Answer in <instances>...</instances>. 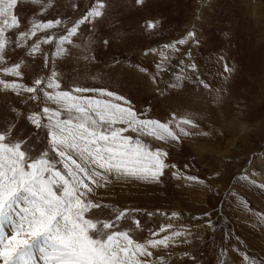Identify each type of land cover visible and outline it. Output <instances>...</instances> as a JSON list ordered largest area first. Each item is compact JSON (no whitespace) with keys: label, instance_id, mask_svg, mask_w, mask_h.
<instances>
[{"label":"rangeland","instance_id":"rangeland-1","mask_svg":"<svg viewBox=\"0 0 264 264\" xmlns=\"http://www.w3.org/2000/svg\"><path fill=\"white\" fill-rule=\"evenodd\" d=\"M52 2L55 10L49 8L37 18L70 23L96 0ZM103 2L104 15L81 25L73 44L65 45L69 54L50 59V66L63 84L108 88L127 97L142 119L168 123L180 140L125 133L150 149L167 151L166 162L176 167L166 170L159 183L110 177L91 196L104 205L93 210L96 217L114 219L116 213L129 211L117 223L128 230L135 229L133 219L141 221L134 233L141 242L165 225L171 227L156 238L183 234L168 248L153 249L149 264H240V254L264 259V188L250 183L264 184V0ZM35 7L21 0L14 12L21 20L27 18V24ZM150 22L155 24L152 29ZM62 29L38 32L21 47L9 45L7 65L0 67L10 66L13 59L26 61L23 82L29 86L36 75L47 76L43 54L29 56L24 47L49 34L58 39ZM192 31L195 38L188 36ZM41 48L51 56L55 43ZM225 66L232 71L225 72ZM28 95L0 89V120L17 119L26 139L39 133L38 147L45 133L23 117L57 106L43 98L37 104ZM84 95L108 99L94 92ZM173 116L192 121L180 126L188 135L180 133Z\"/></svg>","mask_w":264,"mask_h":264},{"label":"snow or ice","instance_id":"snow-or-ice-1","mask_svg":"<svg viewBox=\"0 0 264 264\" xmlns=\"http://www.w3.org/2000/svg\"><path fill=\"white\" fill-rule=\"evenodd\" d=\"M19 2L0 0V65H7L9 45L24 46L22 42L38 32L61 25L63 34L58 39L49 34L24 47L29 56L43 54L50 69L47 76L36 75L30 86L23 82L26 61L13 59L10 66L0 67V76L15 78H0V89L17 96L30 94L27 99L37 104L43 98L57 106H44L23 117L45 133L38 147L35 140L39 133L26 139L18 130L17 119L0 120V264H149L153 249L168 248L183 234L173 232L156 238L171 227L165 225L158 232H149L141 242L134 234L142 227L141 221L133 219L135 229L122 230L117 222L130 214L127 210L116 213L114 219H99L93 210L104 205L91 196L112 176L159 183L166 170L176 167L166 162L167 151L150 149L125 133L146 134L161 141L179 142L180 137L168 123L142 119L127 97L108 88L63 84L61 74L50 66V59L69 54L65 45L73 44L81 25L104 15L103 0H96L90 10L70 23L60 18H37L38 13L53 8L52 0H25L36 6L26 24L27 18L21 20L14 12ZM144 2L135 0L137 5ZM154 27V23L148 24L149 29ZM188 36L195 38L194 31ZM52 43L55 51L49 56L41 44ZM103 43L108 46L110 41ZM224 70L232 71L227 66ZM88 92L108 99L87 97L84 93ZM172 119L181 134H189L180 126L191 125L190 119ZM250 183L264 188L255 180ZM240 264H264V259L240 254Z\"/></svg>","mask_w":264,"mask_h":264},{"label":"bare ground","instance_id":"bare-ground-1","mask_svg":"<svg viewBox=\"0 0 264 264\" xmlns=\"http://www.w3.org/2000/svg\"><path fill=\"white\" fill-rule=\"evenodd\" d=\"M260 160H258V162H259Z\"/></svg>","mask_w":264,"mask_h":264}]
</instances>
